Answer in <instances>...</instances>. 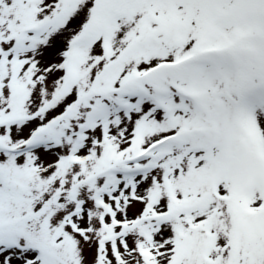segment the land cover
I'll list each match as a JSON object with an SVG mask.
<instances>
[{
    "label": "snow or ice",
    "instance_id": "obj_1",
    "mask_svg": "<svg viewBox=\"0 0 264 264\" xmlns=\"http://www.w3.org/2000/svg\"><path fill=\"white\" fill-rule=\"evenodd\" d=\"M0 264H264V0H0Z\"/></svg>",
    "mask_w": 264,
    "mask_h": 264
}]
</instances>
